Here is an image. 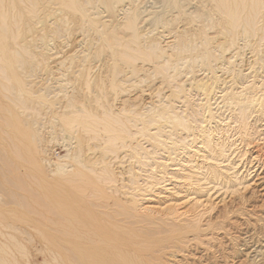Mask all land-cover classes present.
Listing matches in <instances>:
<instances>
[{"label":"rangeland","instance_id":"obj_1","mask_svg":"<svg viewBox=\"0 0 264 264\" xmlns=\"http://www.w3.org/2000/svg\"><path fill=\"white\" fill-rule=\"evenodd\" d=\"M111 263L264 264V0H0V264Z\"/></svg>","mask_w":264,"mask_h":264},{"label":"bare ground","instance_id":"obj_2","mask_svg":"<svg viewBox=\"0 0 264 264\" xmlns=\"http://www.w3.org/2000/svg\"><path fill=\"white\" fill-rule=\"evenodd\" d=\"M2 16H3V15H2ZM3 24H4V23H3ZM3 28H4V27H3ZM4 30H6V29L4 28ZM2 32H4V31H2ZM4 34H5V32H4ZM8 129H9V128H8ZM5 135H6V134H5ZM255 254H256V253H255ZM255 254H254V255H255ZM111 264H112V263H111Z\"/></svg>","mask_w":264,"mask_h":264}]
</instances>
